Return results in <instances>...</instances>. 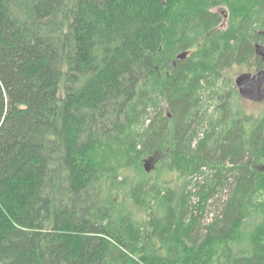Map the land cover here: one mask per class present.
Listing matches in <instances>:
<instances>
[{
  "label": "trees",
  "instance_id": "1",
  "mask_svg": "<svg viewBox=\"0 0 264 264\" xmlns=\"http://www.w3.org/2000/svg\"><path fill=\"white\" fill-rule=\"evenodd\" d=\"M257 43L264 0H0V264H264V113L225 76Z\"/></svg>",
  "mask_w": 264,
  "mask_h": 264
},
{
  "label": "rangeland",
  "instance_id": "2",
  "mask_svg": "<svg viewBox=\"0 0 264 264\" xmlns=\"http://www.w3.org/2000/svg\"><path fill=\"white\" fill-rule=\"evenodd\" d=\"M216 12H219L223 18H224V27L227 24H230L228 21V15H230V19H231V14L232 11L229 8V10L227 8L224 7H220L217 8L215 10ZM262 44V43H261ZM186 53L187 56L185 59H188L191 56L192 52H183ZM183 53H181L180 55H182ZM254 64V62L252 63H248V64H243V65H236L234 66L231 70L227 71V73L225 74L226 78H229L231 80H233L234 85L235 81L237 79V77H239L241 74L243 73H252L255 74L256 72V68L255 66H250ZM221 82H219L220 85ZM208 105H210V107L208 108V115H212L215 111L214 109V102L209 103ZM234 105L236 109H240L241 112L247 114V115H255V116H261L264 113V103L258 104V103H254V102H250L247 100H243L242 98L240 100L236 99L234 101ZM208 107V106H207ZM163 154L159 153L156 156V159L158 161H156L155 159L152 160L150 162V164H148V168L150 169V172H148L149 174H152L153 176H156L157 172H158V168L160 167L159 162L162 159ZM263 163H264V159H263ZM145 165V164H144ZM144 169L147 172V168L144 167ZM162 179H165V182H169V184H167L166 186L172 187V188H177V185L181 183L182 178H180L178 173H168V172H163L162 173ZM193 187V185H192ZM230 193L228 192H224L221 193L219 195L216 196L215 199H212V201L210 202L209 206L206 207V214H205V222L206 223H210L212 221V219H214L217 215H219L220 211H221V207H222V203L225 202L227 200V198L229 197ZM118 199L121 201L123 199V195L122 194H118ZM199 201L200 199L198 198V196L193 195L192 197V205L194 207L199 205ZM139 212V216H143L142 213H140L139 210H137ZM197 213V211H195V214Z\"/></svg>",
  "mask_w": 264,
  "mask_h": 264
},
{
  "label": "water",
  "instance_id": "3",
  "mask_svg": "<svg viewBox=\"0 0 264 264\" xmlns=\"http://www.w3.org/2000/svg\"><path fill=\"white\" fill-rule=\"evenodd\" d=\"M256 55L264 62V45L257 43L255 45ZM186 53L179 55V59H185ZM239 95L243 100L254 103H264V68L255 73H243L235 81ZM152 159L146 161L147 172H150L148 164Z\"/></svg>",
  "mask_w": 264,
  "mask_h": 264
}]
</instances>
